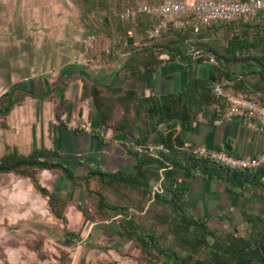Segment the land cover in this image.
I'll return each mask as SVG.
<instances>
[{
	"label": "crops",
	"instance_id": "1",
	"mask_svg": "<svg viewBox=\"0 0 264 264\" xmlns=\"http://www.w3.org/2000/svg\"><path fill=\"white\" fill-rule=\"evenodd\" d=\"M73 8V0H0V88L6 87L0 106L6 92H11L12 101L16 90L23 95L6 113L9 129H1L0 157L9 150L23 156L48 150L53 153L51 161L77 178L95 171H129L136 162L133 151L141 127L154 124L145 98L162 102L182 93L195 79L215 77L217 82L233 81L227 91L244 92L264 103V51L258 46L236 52V60L222 66L207 57L169 60L164 53L156 54L157 65L151 60L134 63L135 56L145 57L137 40L128 43L104 34L92 50L78 41L82 33L72 22ZM43 9L47 11L42 15ZM67 15H72L70 23ZM40 23L44 28L33 32ZM84 86L96 90L97 101L84 93ZM191 96L183 102L190 103V116L183 123L179 119L159 123L147 137L148 146H161L163 136L174 129V135L191 148L223 150L235 157L264 151V129L255 120L238 116L227 121L221 98L201 90ZM237 171L247 175L240 184L199 174L190 177L185 211L224 230L233 226L248 230L250 219L264 220V168ZM36 177L41 186L69 200L61 227L68 237L79 238L69 246L70 264H141L140 250L122 234L119 215L86 218L74 205L82 193L59 169H40ZM0 202L48 198L28 178L0 173Z\"/></svg>",
	"mask_w": 264,
	"mask_h": 264
},
{
	"label": "trees",
	"instance_id": "2",
	"mask_svg": "<svg viewBox=\"0 0 264 264\" xmlns=\"http://www.w3.org/2000/svg\"><path fill=\"white\" fill-rule=\"evenodd\" d=\"M143 1L155 2L153 0L134 1L129 7L137 6ZM140 18L146 35L147 29L156 22V19L145 14H142ZM230 27L234 33L225 46L218 51L207 44L199 46L200 44L197 45L194 39V36H198L199 40L207 30ZM250 33L251 38L248 37ZM147 40L142 42L140 47L145 57L135 56L134 63L147 64L151 60L150 63L157 65L160 61L156 59V54L164 53L169 60L184 62L202 61L206 57L208 60L209 56H212L215 63L222 66L235 61V53L243 49L249 50L258 46L264 51V22L254 25L242 20L216 23L196 33L191 28L180 30L168 28L159 37ZM127 42L131 43L132 40L129 39ZM191 47L201 50L202 55L193 60L188 53ZM262 65L264 66L263 61ZM218 71L217 69L215 74ZM217 81L215 77L211 80L195 79L182 93L175 96L168 95L162 98V102L154 97L144 99L148 103L147 115L154 119V124L150 123L141 127L142 130L133 151L136 162L129 171L114 173L95 171L77 178L69 168L50 160L53 156L51 151L34 150L28 156L19 155L15 151L4 154L0 157V173H13L15 176L28 178L35 190L48 198L47 205L51 213L64 222L63 210L67 203L66 199L41 186L36 177L40 169H59L73 186L82 184L83 191L87 193L85 197L87 202H94L91 198L93 194L98 197L100 202L98 208L104 211L105 215L100 218L92 216L88 219L119 215L122 234L137 245L140 253L143 254L145 249L152 248L158 255L166 258L168 264H264V220L250 219L247 235L238 236L231 231L209 227L206 221L192 218L183 207L190 177L199 174L204 178L240 184L246 180L245 172L193 155L190 152L192 148L184 145L180 137L174 135V129L163 136L161 148H156L151 153L137 150V147L148 146L147 137L157 129L159 123L174 119L182 122L184 117L190 116L192 113L190 103L183 104V102L191 98V93L195 90L207 91L214 98H218L212 92L213 84ZM84 90V93L92 95L95 101L98 100L95 89H85L84 86ZM10 94L11 92L4 94L6 99L0 106V114H6L10 110L12 106ZM263 168L257 170L260 171ZM94 181H99L101 184L97 190L89 188ZM153 182L155 186L152 185ZM129 199L133 200L132 214H127L124 206L126 204L120 203L128 202ZM148 209L151 211L148 212ZM162 217L166 225L160 221ZM165 226L171 230L170 233H173L176 247L160 249L156 245L155 236L157 235L151 234L149 230L162 231L160 228L164 227L165 231ZM64 233L68 234V231L65 229ZM199 254L203 257L201 258Z\"/></svg>",
	"mask_w": 264,
	"mask_h": 264
},
{
	"label": "rangeland",
	"instance_id": "3",
	"mask_svg": "<svg viewBox=\"0 0 264 264\" xmlns=\"http://www.w3.org/2000/svg\"><path fill=\"white\" fill-rule=\"evenodd\" d=\"M134 1L142 0H73L72 22L81 29L82 33L78 37V41H81L87 47L88 35L94 36L93 44H96L104 34L116 40H137L140 44L148 41L140 16L135 20L123 16L126 8L132 5ZM44 11H47V9L42 10V15ZM72 15H67L69 23ZM263 22L264 14H261L252 20L250 24H262ZM42 28H44V25L40 23L34 26L32 31L35 32ZM231 28L207 30L199 40L198 36H194V39L197 45L205 46L207 44V46L218 51L225 46L234 33ZM26 33L27 36L33 37V35H30V31ZM10 39H16V37ZM5 89V86L0 88V95ZM13 97L12 107L14 101H19L23 95L16 90V92H13ZM5 116L6 114H0V134L1 129H9ZM9 152L12 151L9 150ZM100 185L99 181H94L89 185V188L97 190ZM74 188L82 193L80 202L74 203L77 211H82L86 218L92 216L100 218L105 215V212L98 208L100 202L96 195L93 194V197H91L94 202H87L85 200L87 193L83 191L82 184L78 183ZM118 194H120L119 191ZM66 202L69 203V200L66 199ZM120 203L126 204L124 206L127 214H132V199ZM63 211H65V208ZM150 211L148 209V212ZM136 216L139 217V215ZM160 221L163 222V217L160 218ZM61 223L51 213L47 202H20L19 204L17 202H0V264H70L69 256L72 253L69 246L71 242H79V238L74 235L68 237V234L64 233L65 229L61 227ZM167 226H165V231L164 227L160 228L162 231L149 230L151 234L157 235L155 236L156 245L160 249L169 246L176 247V239ZM219 230L231 231L238 236H246L248 232L246 228H237L236 226ZM131 243L137 246L134 242ZM199 255L201 258L203 257V255ZM165 259L163 256L158 255L154 249L147 248L140 255L139 262L141 264H168Z\"/></svg>",
	"mask_w": 264,
	"mask_h": 264
},
{
	"label": "built area",
	"instance_id": "4",
	"mask_svg": "<svg viewBox=\"0 0 264 264\" xmlns=\"http://www.w3.org/2000/svg\"><path fill=\"white\" fill-rule=\"evenodd\" d=\"M264 12V0H155L153 3L143 1L141 4L128 7L123 16L132 20L145 14L155 18L146 31L147 39H155L168 29L191 28L193 32H199L204 27H210L216 23H230L239 20L251 22ZM93 35H88L86 45L93 47ZM190 56L199 58L202 51L190 48ZM209 62H214L212 56ZM233 81L225 79L213 84V94L224 102L225 120L230 121L242 116L248 120H255L264 129V103L258 101L244 92H230L226 88ZM161 148V146L156 147ZM153 147H137L138 151L153 152ZM190 152L198 157L210 159L218 164L236 170H256L264 165V151L253 157H235L223 150H207L204 147H192Z\"/></svg>",
	"mask_w": 264,
	"mask_h": 264
}]
</instances>
